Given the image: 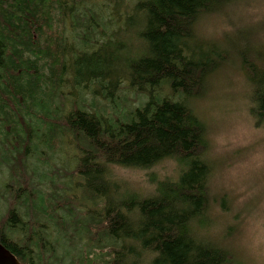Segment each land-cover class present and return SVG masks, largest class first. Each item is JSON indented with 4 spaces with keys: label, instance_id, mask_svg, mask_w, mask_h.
I'll use <instances>...</instances> for the list:
<instances>
[{
    "label": "trees",
    "instance_id": "trees-1",
    "mask_svg": "<svg viewBox=\"0 0 264 264\" xmlns=\"http://www.w3.org/2000/svg\"><path fill=\"white\" fill-rule=\"evenodd\" d=\"M237 1L135 0L133 11L124 13L119 12L121 0H113L118 21L96 24L102 7L96 8L92 0H0L2 142H19L21 155L29 149L41 154L44 148L54 153L63 136L72 137L79 157L69 182L64 181V193L72 194L79 186L83 196L74 201L95 206L88 210L94 214L90 224L103 226L100 241H107L103 246L112 250L111 264H140L144 258L146 264H242L203 233L213 207L212 170L203 158L208 150L207 126L189 103L204 93L208 78L230 55L228 48L202 45L199 21ZM119 20L127 23L121 32L115 31ZM122 32L135 38L138 33L143 52L121 56L114 37ZM74 34L82 37L79 45H72ZM243 46L235 49L234 56L253 86L255 125L264 127V44ZM66 75H72L75 86L90 84L93 95L102 88L105 99H111L120 80L127 77L131 89L146 93V101L123 117L108 118L102 111L86 108L84 100L74 102L69 97L70 108L62 117L58 98ZM164 86L168 92H157ZM10 152L8 157H13ZM167 159L176 160L180 171L176 179L157 182L154 194L115 190L110 165L151 170ZM31 177L36 186L23 197L35 198L27 210L37 221L42 217L54 224L59 209L55 189L44 192V176ZM74 180H80L76 187ZM17 182L19 196L22 185ZM62 209L74 215L69 206ZM19 216L16 207L10 211L4 225L10 231L0 228V242L22 264H33L31 246L10 235L20 230ZM64 223L61 231L67 232ZM87 231H91L89 223ZM43 240H48L46 234L31 244L39 249Z\"/></svg>",
    "mask_w": 264,
    "mask_h": 264
},
{
    "label": "rangeland",
    "instance_id": "rangeland-1",
    "mask_svg": "<svg viewBox=\"0 0 264 264\" xmlns=\"http://www.w3.org/2000/svg\"><path fill=\"white\" fill-rule=\"evenodd\" d=\"M92 1L98 5L96 8L102 7L96 24L108 22L109 19L118 21L119 13L113 0ZM108 1L110 5H107ZM121 2L119 12L133 11L135 0ZM138 19L134 18V21ZM126 24V21L120 23L119 20L115 31H123ZM139 25L141 28V21ZM197 34L205 47L218 45L230 50L229 60L208 78L204 93L189 102L207 126L208 150L203 158L209 160L212 170L209 189L213 207L203 233L228 248L242 264H264V127L255 125L251 113L253 86L240 60L234 56L237 47L249 43L264 44V0H238L222 12L205 15L199 21ZM137 38L138 33L136 38L134 34L123 32L115 35L121 56L135 57L143 52ZM78 41H82V37L74 34L72 45H79ZM231 41L234 46H230ZM122 46L126 51L121 49ZM128 82L127 77L122 78L120 85L113 90L111 99H105L101 94L102 88H98V95H93L90 84L87 87L75 86L72 75H66L62 95L58 98L60 115L64 117L67 114L70 108L67 100L70 97L74 102L84 100L86 108L102 111L108 118L123 117L146 101V93L134 91ZM166 90L164 86L155 91L162 93ZM60 123L64 124L63 120ZM2 139L0 135V228L9 234V226L4 225L10 211L16 207L20 215V230L10 235L21 244L31 246L33 264H111L112 250L103 246L107 245V241H100L103 226L90 224L89 218L94 214L88 210L95 206L88 203L87 207V204L83 206L74 201L73 198L79 196L81 199L83 196L79 186L77 190L72 188V194L64 193V181L69 182L68 176L75 172L78 164L79 153L72 137L63 136L54 153L46 148L41 154L29 149L26 155L19 152V142L13 145L12 140H4L3 143ZM10 150L13 157H8ZM109 171L116 184L115 190L148 196L156 192L157 182L161 179H176L180 169L176 160L167 159L151 170L110 165ZM32 175L36 178L44 176L41 178L42 191L50 193L55 189L53 194L59 209L54 224L42 217L37 221L38 217L35 218L27 210V204H31L35 197L31 195L25 201L23 193L31 192L32 186H36L32 182ZM152 175L156 179H152ZM17 181L22 185L19 196ZM78 182L80 180L73 181L75 187ZM63 206H69L74 215L64 213ZM63 220L65 233L60 225ZM88 223L90 232L87 231ZM45 234L48 240H43L41 248L31 244L36 237L44 239ZM140 264H146V258Z\"/></svg>",
    "mask_w": 264,
    "mask_h": 264
},
{
    "label": "water",
    "instance_id": "water-1",
    "mask_svg": "<svg viewBox=\"0 0 264 264\" xmlns=\"http://www.w3.org/2000/svg\"><path fill=\"white\" fill-rule=\"evenodd\" d=\"M0 264H22L18 257L0 242Z\"/></svg>",
    "mask_w": 264,
    "mask_h": 264
},
{
    "label": "bare ground",
    "instance_id": "bare-ground-1",
    "mask_svg": "<svg viewBox=\"0 0 264 264\" xmlns=\"http://www.w3.org/2000/svg\"><path fill=\"white\" fill-rule=\"evenodd\" d=\"M105 83V82H104ZM94 93V92H93ZM16 141V140H15ZM2 155V154H1ZM52 156V155H51ZM63 197V196H62ZM103 256V255H102Z\"/></svg>",
    "mask_w": 264,
    "mask_h": 264
},
{
    "label": "flooded vegetation",
    "instance_id": "flooded-vegetation-1",
    "mask_svg": "<svg viewBox=\"0 0 264 264\" xmlns=\"http://www.w3.org/2000/svg\"><path fill=\"white\" fill-rule=\"evenodd\" d=\"M21 262V261H20ZM22 263V262H21Z\"/></svg>",
    "mask_w": 264,
    "mask_h": 264
}]
</instances>
